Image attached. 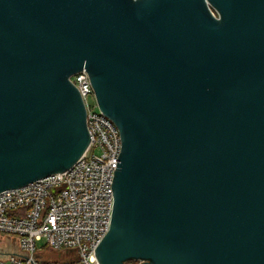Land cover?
Segmentation results:
<instances>
[{
	"label": "water",
	"instance_id": "water-1",
	"mask_svg": "<svg viewBox=\"0 0 264 264\" xmlns=\"http://www.w3.org/2000/svg\"><path fill=\"white\" fill-rule=\"evenodd\" d=\"M83 70L122 143L99 264H264V0H0V193L85 154Z\"/></svg>",
	"mask_w": 264,
	"mask_h": 264
},
{
	"label": "built area",
	"instance_id": "built-area-1",
	"mask_svg": "<svg viewBox=\"0 0 264 264\" xmlns=\"http://www.w3.org/2000/svg\"><path fill=\"white\" fill-rule=\"evenodd\" d=\"M70 80L86 107L89 148L70 169L0 193V234L19 246L0 264H99L96 248L111 227L121 135L100 111L88 73ZM48 250L59 258H48Z\"/></svg>",
	"mask_w": 264,
	"mask_h": 264
},
{
	"label": "crops",
	"instance_id": "crops-1",
	"mask_svg": "<svg viewBox=\"0 0 264 264\" xmlns=\"http://www.w3.org/2000/svg\"><path fill=\"white\" fill-rule=\"evenodd\" d=\"M6 239V238H5ZM11 244L14 248L6 246L7 243ZM19 252V246L14 237H9L6 240H3V237L0 238V257H8L10 255L16 254Z\"/></svg>",
	"mask_w": 264,
	"mask_h": 264
},
{
	"label": "rangeland",
	"instance_id": "rangeland-1",
	"mask_svg": "<svg viewBox=\"0 0 264 264\" xmlns=\"http://www.w3.org/2000/svg\"><path fill=\"white\" fill-rule=\"evenodd\" d=\"M3 237V240H6L7 238H11L12 236H10V235H4V234H0V238H2ZM6 238V239H5ZM7 245V247L8 246H10V247H12V248H14L11 244H8V242L6 243ZM45 243H44V241H42V242H39L38 243V246H43ZM47 254H46V256L48 257V258H54V259H56V258H59V254L58 253H52V252H50V250H48V252H46Z\"/></svg>",
	"mask_w": 264,
	"mask_h": 264
},
{
	"label": "trees",
	"instance_id": "trees-1",
	"mask_svg": "<svg viewBox=\"0 0 264 264\" xmlns=\"http://www.w3.org/2000/svg\"><path fill=\"white\" fill-rule=\"evenodd\" d=\"M127 264H138V262H136V261H129V262H127Z\"/></svg>",
	"mask_w": 264,
	"mask_h": 264
}]
</instances>
